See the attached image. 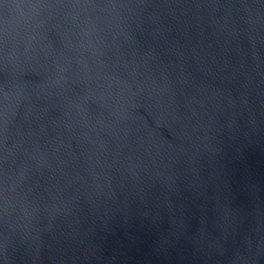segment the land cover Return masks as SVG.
Masks as SVG:
<instances>
[{"label": "water", "instance_id": "1", "mask_svg": "<svg viewBox=\"0 0 264 264\" xmlns=\"http://www.w3.org/2000/svg\"><path fill=\"white\" fill-rule=\"evenodd\" d=\"M0 264H264V0H0Z\"/></svg>", "mask_w": 264, "mask_h": 264}]
</instances>
